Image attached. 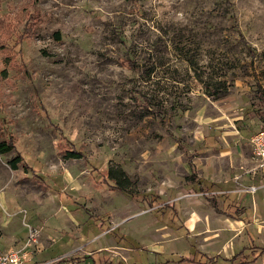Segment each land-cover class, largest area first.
<instances>
[{"label": "rangeland", "instance_id": "374dc122", "mask_svg": "<svg viewBox=\"0 0 264 264\" xmlns=\"http://www.w3.org/2000/svg\"><path fill=\"white\" fill-rule=\"evenodd\" d=\"M262 129L264 0H0L2 250L264 264Z\"/></svg>", "mask_w": 264, "mask_h": 264}, {"label": "trees", "instance_id": "16d2710c", "mask_svg": "<svg viewBox=\"0 0 264 264\" xmlns=\"http://www.w3.org/2000/svg\"><path fill=\"white\" fill-rule=\"evenodd\" d=\"M16 148V143L14 142V139H9L8 141H0V154L5 155L7 153H10ZM69 158H74V159H80L83 157L81 152H75V151H70L68 153ZM22 162V157L20 155H17L11 162L12 168L17 169L18 164ZM107 181H111L115 184V186L122 192L124 193H130L128 190L130 186V179L126 175L125 171L121 168H110L108 170V178ZM211 202L213 204H216L215 201L212 199ZM151 203L154 204L152 201ZM237 257L233 258V260H236ZM229 261V260H228Z\"/></svg>", "mask_w": 264, "mask_h": 264}, {"label": "built area", "instance_id": "2783aa9c", "mask_svg": "<svg viewBox=\"0 0 264 264\" xmlns=\"http://www.w3.org/2000/svg\"><path fill=\"white\" fill-rule=\"evenodd\" d=\"M255 155L264 163V129L250 138ZM0 264H37L33 261L27 248L2 250L0 248ZM49 264V263H46Z\"/></svg>", "mask_w": 264, "mask_h": 264}, {"label": "crops", "instance_id": "0c3cea01", "mask_svg": "<svg viewBox=\"0 0 264 264\" xmlns=\"http://www.w3.org/2000/svg\"><path fill=\"white\" fill-rule=\"evenodd\" d=\"M214 200V199H213ZM215 201V200H214ZM215 203H216V201H215ZM17 248H21V247H15V248H11V249H17ZM10 250V249H9ZM237 255H235L234 257H236ZM260 256H264V249H262L261 250V252H260ZM234 257H232V258H234ZM243 264H246V262H242Z\"/></svg>", "mask_w": 264, "mask_h": 264}]
</instances>
